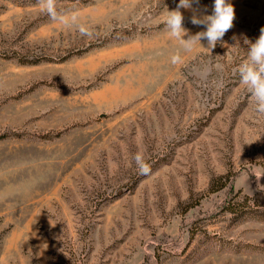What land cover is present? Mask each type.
I'll return each mask as SVG.
<instances>
[{
	"label": "rangeland",
	"instance_id": "1",
	"mask_svg": "<svg viewBox=\"0 0 264 264\" xmlns=\"http://www.w3.org/2000/svg\"><path fill=\"white\" fill-rule=\"evenodd\" d=\"M229 2L222 42L185 51L179 0H56L91 37L0 0V264H264V115L238 72L264 0Z\"/></svg>",
	"mask_w": 264,
	"mask_h": 264
},
{
	"label": "clouds",
	"instance_id": "2",
	"mask_svg": "<svg viewBox=\"0 0 264 264\" xmlns=\"http://www.w3.org/2000/svg\"><path fill=\"white\" fill-rule=\"evenodd\" d=\"M38 4L53 21L65 27L75 25L82 36L91 37L93 35L87 27L77 23L78 18L75 14L69 17L58 13L56 0H38ZM194 4H199V0H179L174 10H167L164 20L165 28L171 37L179 41L185 51H191L197 44L201 45L202 39H206L207 48L211 51L234 27V6L229 0H214L212 14L201 15L197 14L198 10L193 8ZM181 9L191 10L193 12L191 23L203 25L205 30L189 35L188 30L183 26L184 15ZM185 36L188 38L184 39ZM245 44L248 45V56L238 69L240 82L246 87L255 103L254 111L259 115H264V27L260 29V34L254 42L245 39ZM171 59L173 64L181 62L179 54L173 55ZM135 161L140 174H149L150 166L144 161L142 154L138 153Z\"/></svg>",
	"mask_w": 264,
	"mask_h": 264
},
{
	"label": "trees",
	"instance_id": "3",
	"mask_svg": "<svg viewBox=\"0 0 264 264\" xmlns=\"http://www.w3.org/2000/svg\"><path fill=\"white\" fill-rule=\"evenodd\" d=\"M217 188H220V186H219V187H217ZM232 210H233V207H231L230 211H232Z\"/></svg>",
	"mask_w": 264,
	"mask_h": 264
}]
</instances>
